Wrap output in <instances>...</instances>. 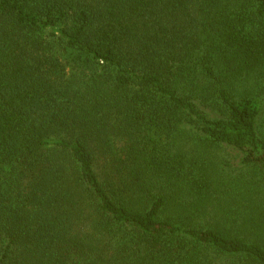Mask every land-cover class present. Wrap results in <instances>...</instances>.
Wrapping results in <instances>:
<instances>
[{"label":"trees","instance_id":"obj_1","mask_svg":"<svg viewBox=\"0 0 264 264\" xmlns=\"http://www.w3.org/2000/svg\"><path fill=\"white\" fill-rule=\"evenodd\" d=\"M0 264H264V0H0Z\"/></svg>","mask_w":264,"mask_h":264},{"label":"rangeland","instance_id":"obj_2","mask_svg":"<svg viewBox=\"0 0 264 264\" xmlns=\"http://www.w3.org/2000/svg\"><path fill=\"white\" fill-rule=\"evenodd\" d=\"M221 154H222L224 157H228V158H230V159L233 160V157H234L233 154H235V153H234V152H229V153H227V152H221Z\"/></svg>","mask_w":264,"mask_h":264}]
</instances>
